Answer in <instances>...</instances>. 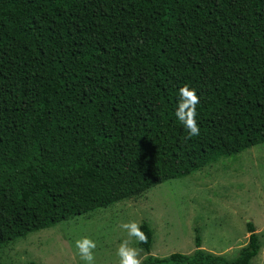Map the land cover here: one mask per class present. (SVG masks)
I'll list each match as a JSON object with an SVG mask.
<instances>
[{"label":"trees","instance_id":"obj_1","mask_svg":"<svg viewBox=\"0 0 264 264\" xmlns=\"http://www.w3.org/2000/svg\"><path fill=\"white\" fill-rule=\"evenodd\" d=\"M261 144L264 0H0V251ZM140 231L141 264H251L261 248L251 222L233 259L198 227L191 253L163 258Z\"/></svg>","mask_w":264,"mask_h":264},{"label":"rangeland","instance_id":"obj_2","mask_svg":"<svg viewBox=\"0 0 264 264\" xmlns=\"http://www.w3.org/2000/svg\"><path fill=\"white\" fill-rule=\"evenodd\" d=\"M130 221L149 224L150 255L191 253L198 227L202 249L227 259L247 244L246 223L251 222L261 241L251 264H264V144L106 209L30 233L3 248L0 263L86 264L76 241L87 237L96 243L95 264H119L117 250L129 238L122 225ZM130 246L139 249L138 240L133 238ZM146 256L141 250L138 259Z\"/></svg>","mask_w":264,"mask_h":264},{"label":"clouds","instance_id":"obj_3","mask_svg":"<svg viewBox=\"0 0 264 264\" xmlns=\"http://www.w3.org/2000/svg\"><path fill=\"white\" fill-rule=\"evenodd\" d=\"M198 102L199 98L194 89L190 90L188 85L180 88L175 116L188 133L186 139H191L193 136L200 134L196 121V105ZM122 228L127 232L129 238L125 239L117 250V255L120 258L119 264H141V260L138 259L141 250L131 247L130 244L133 238L146 243L147 237L140 231V225L135 221L123 224ZM76 248L86 264H95L93 250L96 248V243L93 240L87 237L79 239L76 241Z\"/></svg>","mask_w":264,"mask_h":264}]
</instances>
